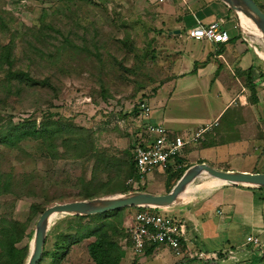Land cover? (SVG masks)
Listing matches in <instances>:
<instances>
[{"label": "rangeland", "instance_id": "rangeland-1", "mask_svg": "<svg viewBox=\"0 0 264 264\" xmlns=\"http://www.w3.org/2000/svg\"><path fill=\"white\" fill-rule=\"evenodd\" d=\"M254 1L264 9V0ZM0 14L10 23L9 32L0 30V42L7 44L12 40L17 65L37 79H49L53 87L29 88L19 100L14 99L4 111H0L1 116L10 115L14 124L35 117L39 127L42 111L49 112L55 120L91 131L96 148L119 157L133 149L138 140L144 121L138 116L136 107L137 102L146 97L152 108L149 121L159 123L158 120L165 115L172 125L180 128L179 131L184 130L182 137L189 145H193L190 140L194 133L209 130L199 145H208L212 138L211 142L217 144L203 154L212 157L213 162L223 169L264 173L263 143L255 147L239 142L255 137L258 131L251 115L243 113L240 102L235 99L230 102L235 100L230 107L234 110L227 117L236 116L231 126L221 125L220 120L214 122L229 102L228 95L222 91L231 92L235 98L244 87L245 98L241 102L248 107L252 103L250 100L256 97L261 106L257 109L259 120L264 125V88H257L254 83L257 93L253 96L247 87L249 81L253 82L250 75L247 76L249 79H243L242 86L224 84L219 90L220 98L214 91L215 85L209 82L192 84L195 90L191 93H182L180 89L169 97L163 92L158 93L170 75L172 49L183 43L180 37L168 33L172 32L177 20L172 19L163 6L151 0H0ZM42 20L53 28L45 31L43 38L37 35L42 28ZM240 23L242 38L246 45L251 46ZM247 23L248 28L254 30L251 23ZM180 33L183 36V32ZM35 35L39 40L34 38ZM192 41L187 44H193ZM28 42H33L43 54L37 56L29 51ZM62 48L66 51L61 52ZM257 63L263 72V80L264 61L259 58ZM203 91H209L211 95L205 97L201 93ZM2 97L0 92V99ZM259 131L263 135L262 129ZM188 146L186 152L191 149ZM70 150L59 148L61 157L50 159L36 141H23L18 149L0 146V170L9 175L12 192L11 195L0 196V224L2 220L24 223L32 205L46 209L79 201L80 180L89 178L92 165L72 158L71 152H65ZM182 162L187 165L185 159ZM178 176V171L152 175L140 187L141 191L164 195L176 184L172 181ZM207 179L206 176L200 177L194 186L205 188L203 182ZM210 194L196 200H203ZM134 211L126 210L125 218ZM39 216L30 225L31 235L27 234L17 244L18 248L27 245L29 250ZM67 218L56 215L51 223L60 224L59 230L65 232L70 222ZM90 222L85 220L82 223ZM53 227L47 236V252L53 250L55 242ZM124 230L119 244L126 256L120 264H206L190 258H177L165 246H158L153 257V253L134 257L126 239L128 231ZM41 264L51 263L46 258ZM63 264H92L86 255L85 244L70 248Z\"/></svg>", "mask_w": 264, "mask_h": 264}, {"label": "crops", "instance_id": "crops-1", "mask_svg": "<svg viewBox=\"0 0 264 264\" xmlns=\"http://www.w3.org/2000/svg\"><path fill=\"white\" fill-rule=\"evenodd\" d=\"M151 1L163 6L169 11L172 19L177 20V22L174 21L172 32L168 33L174 37L178 36L183 40L181 45L172 49L170 75L158 93L163 92L168 97L179 89L182 93H191L195 90L192 84L209 82L215 85L214 91L217 92V96L220 98L221 92L219 90L223 88V85L239 84L242 86L243 79L245 78L244 73L250 68H254L252 81L256 84L257 88H262L259 83L263 76L257 81L254 80V76L257 72H261L263 75V72L259 69L257 60L259 61L260 58L264 61V50L256 45H251L252 47L246 45L247 43L242 38L239 28V20L219 0ZM214 21L219 22L222 28L229 33L231 38L229 43L213 44L206 41L191 40L193 44H187V42H191L184 37V32L187 29L197 25L206 26ZM246 27L248 28V26ZM176 30L183 32V36L180 35L181 33L173 35V32ZM253 49L259 58L255 57ZM262 83H264V79ZM242 88L240 95L235 98L231 92L222 91V93L225 92L228 95L229 102L227 105L225 104L223 111L216 116L214 122L220 119L221 115L232 106L235 100H238L243 113L251 115L252 122L258 130L255 137L243 139L239 142L253 144L255 147L259 143H263L264 145V125L260 123L259 110L257 111V109L261 108L260 103L244 107V103L241 101L245 98L246 90L244 87ZM201 93L205 97L211 95L209 91ZM232 99L235 100L230 103ZM167 119L168 117L164 115L162 119L158 120L159 123L149 122L166 128L171 137L184 139L182 137L184 130L179 131L180 128L172 125ZM262 123L264 124V121ZM259 129H262L263 135H260ZM207 132L209 130L204 129L191 136L190 141H192L193 145L188 144L189 146H187L191 149L183 153V159H185V163L187 164L186 168L197 164H206L221 171L257 173L255 171L235 168L223 169V166L213 162L212 157L209 158L204 155V151L214 148V146L209 147V143L208 145H199L200 139L208 134ZM207 137L208 139L210 138L209 136ZM258 150H261L260 147ZM217 183L216 181L207 180L203 183L206 184L205 188L197 189L194 184L198 183L195 182L188 190V193L183 196L184 198L187 197L183 202L165 209L185 221L188 228L187 238L189 239V249L191 252L204 251L212 253L248 249L252 245L251 239L256 236L264 243V192L241 186H222V183ZM208 194L210 195L203 200H196ZM193 199L196 201H193ZM157 250L158 248L153 252L151 257L155 255ZM130 253L133 256L131 251ZM141 260L143 261V259ZM248 260L250 262L253 261L250 257L245 259V261Z\"/></svg>", "mask_w": 264, "mask_h": 264}, {"label": "trees", "instance_id": "trees-1", "mask_svg": "<svg viewBox=\"0 0 264 264\" xmlns=\"http://www.w3.org/2000/svg\"><path fill=\"white\" fill-rule=\"evenodd\" d=\"M258 6V5H257ZM259 7V6H258ZM260 8V7H259ZM264 13V9L260 8ZM244 24L248 26L249 22L242 16ZM9 22L0 14V30L4 32L10 31ZM42 28L37 34L44 37V32L53 30L44 20L41 21ZM0 34H2L0 32ZM38 36H34L39 40ZM43 39L40 40V43ZM67 43V41H65ZM29 51L35 52L37 56H41L43 51L37 48L33 42H28ZM264 50V46H259ZM66 49L62 48L61 52ZM60 52V53H61ZM58 57V55H57ZM254 68H250L244 73L246 78L252 74ZM249 79V77H247ZM251 94L256 96L254 82L247 84ZM32 87H41L52 89L49 79H37L28 70L17 65L15 57V45L12 40L7 44L0 42V92L3 97L0 99V111H4L8 105L14 100H19L27 89ZM250 104H258L256 97L250 100ZM234 109L228 108L220 117L221 125L231 126L236 121V116L227 117ZM234 118V119H233ZM26 140L39 142L41 147L50 159L60 158L59 148L67 149V153L71 152L72 158L81 160L85 163H91V172L89 178L82 177L80 180V193L78 200L94 199L115 194H124L133 190L126 186L128 179H136V170L131 162V152L124 153L122 156H113L105 149H98L95 146V140L91 131L76 127L66 121L53 119V114L42 111L41 122L39 127L36 126V118L32 117L20 124H14L10 115L0 114V146L7 149H18L19 144ZM212 141V138L209 139ZM217 143L209 142V147L215 146ZM185 168V169H184ZM188 168L183 167L178 170L179 176L172 182H177L182 174ZM171 170L166 171L168 175ZM214 182L211 179H207ZM205 183V182H203ZM217 184H221L218 182ZM172 188V187H171ZM171 188L167 190L168 193ZM10 177L3 174L0 170V196L11 195ZM135 209L127 208L115 212L90 217H68V229L60 231V224L53 227L52 233L55 242L52 245L53 250L47 252L45 246L43 249L40 264L46 258H49L51 264H63L65 257L68 255L70 248L85 244L86 255L92 264H120L125 258L126 253L119 244V239L123 236L128 227V218H125L126 210ZM45 208L38 205H32L30 214L24 223L17 221L6 222L1 221L0 224V264H24L28 256V246L18 248L17 244L30 233V225L38 215H41ZM137 210V209H135ZM127 219V220H125ZM85 220H91L89 224H83ZM126 221V222H125ZM126 224L123 227V224ZM127 237L128 233L126 232ZM126 237V239H127ZM47 241V239H46ZM158 245H151L145 248L144 254L149 256ZM206 264H214L208 261H202Z\"/></svg>", "mask_w": 264, "mask_h": 264}, {"label": "built area", "instance_id": "built-area-1", "mask_svg": "<svg viewBox=\"0 0 264 264\" xmlns=\"http://www.w3.org/2000/svg\"><path fill=\"white\" fill-rule=\"evenodd\" d=\"M163 2L164 0H159ZM187 40L206 41L213 44H227L229 33L217 21L206 26L197 25L184 32ZM257 72L254 80L261 78ZM264 88V83H259ZM138 116L145 122L138 140L131 152V162L136 170V179H128L126 186L133 191H141L142 186L152 175H165L166 171H178L185 167L183 153L189 144L182 138L171 137L161 125L149 122L151 107L148 99L142 97L137 102ZM264 192L262 189H256ZM128 218L127 243L134 257L144 255L145 248L151 245L167 247L177 258H190L214 264H264V243L258 236L251 239V248L224 252H191L187 238V225L184 220L166 210L135 208ZM252 258L245 261L246 258Z\"/></svg>", "mask_w": 264, "mask_h": 264}, {"label": "water", "instance_id": "water-1", "mask_svg": "<svg viewBox=\"0 0 264 264\" xmlns=\"http://www.w3.org/2000/svg\"><path fill=\"white\" fill-rule=\"evenodd\" d=\"M219 1L228 8L239 22L241 21L239 14L248 18L264 39V13L254 0ZM173 34L179 35L180 31L176 30ZM204 174L220 181L222 186H241L264 190V173L228 172L217 170L206 164H197L188 168L172 189L164 195L132 191L54 205L46 208L37 219L29 245L28 256L24 264H40L47 236L51 228L56 224L51 223V221L56 215H61L62 218L67 216L90 217L127 208L165 210L178 205L188 188Z\"/></svg>", "mask_w": 264, "mask_h": 264}, {"label": "bare ground", "instance_id": "bare-ground-1", "mask_svg": "<svg viewBox=\"0 0 264 264\" xmlns=\"http://www.w3.org/2000/svg\"><path fill=\"white\" fill-rule=\"evenodd\" d=\"M242 16L243 15H241V14H239V18H240V20H241V23H240V27H241V30H242V32L248 37V39H249V42H250V44L251 45H256V46H264V39L262 38V36H261V34H260V32L257 30V28L255 27V25L248 19V18H246L245 16H243V17H245L250 23H251V25L253 26V28H254V30H251V29H249V28H247L246 26H245V24H244V21H243V19H242ZM202 176H206V177H208V178H210L211 180H214V181H216V182H220V181H218V180H216V179H213V178H211V177H209V176H207V175H202ZM201 176V177H202ZM200 178V177H199ZM198 178V179H199ZM197 179V180H198ZM196 181H194V183H195ZM193 183V184H194ZM221 183V182H220ZM192 184V185H193ZM191 185V186H192ZM191 186L188 188V190L191 188ZM188 190H187V192H188ZM185 195V194H184ZM183 195V196H184ZM182 196V197H183Z\"/></svg>", "mask_w": 264, "mask_h": 264}]
</instances>
